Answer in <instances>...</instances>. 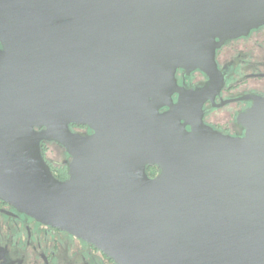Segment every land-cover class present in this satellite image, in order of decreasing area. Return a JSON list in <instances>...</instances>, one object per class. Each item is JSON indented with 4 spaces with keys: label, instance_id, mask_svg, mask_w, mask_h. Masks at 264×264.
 <instances>
[{
    "label": "water",
    "instance_id": "1",
    "mask_svg": "<svg viewBox=\"0 0 264 264\" xmlns=\"http://www.w3.org/2000/svg\"><path fill=\"white\" fill-rule=\"evenodd\" d=\"M263 24L264 0H0V199L118 264H264V97L243 137L171 106L178 68L220 78Z\"/></svg>",
    "mask_w": 264,
    "mask_h": 264
},
{
    "label": "flooded vegetation",
    "instance_id": "2",
    "mask_svg": "<svg viewBox=\"0 0 264 264\" xmlns=\"http://www.w3.org/2000/svg\"><path fill=\"white\" fill-rule=\"evenodd\" d=\"M215 61L220 78H211L201 68L176 70L177 86L171 93V106L183 99L182 122L187 123V130H192L190 121L201 117L213 130L243 137L246 127L242 119L253 108L256 99L264 97V24L226 39L216 48ZM171 106L160 107V113L168 111ZM70 129L81 135L92 134L95 130L83 124H71ZM49 143L58 146L66 156L61 167L64 174H55L53 164L56 162L47 156L46 151L44 157L54 174L66 179L71 157L58 142H45L44 150ZM160 172L158 165H146L150 178ZM0 264L118 263L94 244L42 223L0 199Z\"/></svg>",
    "mask_w": 264,
    "mask_h": 264
},
{
    "label": "rangeland",
    "instance_id": "3",
    "mask_svg": "<svg viewBox=\"0 0 264 264\" xmlns=\"http://www.w3.org/2000/svg\"><path fill=\"white\" fill-rule=\"evenodd\" d=\"M47 149L44 150L47 153V156H49L51 159L55 160V164H53V170L56 175L60 176L61 174H64V168H61L63 165V160L66 156L62 155L61 149L56 146L55 144L49 143Z\"/></svg>",
    "mask_w": 264,
    "mask_h": 264
},
{
    "label": "trees",
    "instance_id": "4",
    "mask_svg": "<svg viewBox=\"0 0 264 264\" xmlns=\"http://www.w3.org/2000/svg\"><path fill=\"white\" fill-rule=\"evenodd\" d=\"M44 143H45V142L42 143V152H43V155L45 154V153H44ZM62 175H63V174H62Z\"/></svg>",
    "mask_w": 264,
    "mask_h": 264
}]
</instances>
